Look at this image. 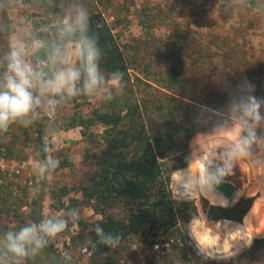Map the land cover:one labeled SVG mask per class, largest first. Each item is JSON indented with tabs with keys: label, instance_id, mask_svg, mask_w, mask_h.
Segmentation results:
<instances>
[{
	"label": "trees",
	"instance_id": "16d2710c",
	"mask_svg": "<svg viewBox=\"0 0 264 264\" xmlns=\"http://www.w3.org/2000/svg\"><path fill=\"white\" fill-rule=\"evenodd\" d=\"M25 1L31 3L32 0ZM37 3L49 17L62 13L61 6L65 0H37ZM87 13L88 35L99 37L98 43L102 49V73L107 77L111 72L121 71L124 76L120 89L111 90L112 100L101 98L98 106L87 113L76 111L65 122L66 129H80L83 141L89 146L85 149L84 160L89 161L92 158L96 164V170L86 181L79 184L76 192L80 194L81 202L100 218L92 223L78 220L81 231L79 235L88 242V249L96 256L115 251L131 238L142 242L147 252L155 245L178 238L181 227L189 221L193 203L177 202L173 199L170 178L174 171L188 162L189 142L193 137L218 132L236 122H245L246 127L240 139L248 138L251 133V142L246 145L249 153H253L257 142L264 138V76H230V73L224 74L225 63H220L218 69L204 58L202 65L197 61V65L203 70L201 76H190L191 63L187 59H181L186 50L181 43L183 38L175 41V44L180 43L178 47L173 45V48L166 46L169 48L158 49L155 41L157 34L150 28L152 17L148 16L146 8L139 15L146 39L140 42L154 43L151 50L154 51L153 57L156 56L158 69L154 71L155 76H132V64L127 51L113 33V28L106 21L103 12L93 4ZM63 25L53 24L49 20L32 21L36 34L31 41H37L39 46L31 59L38 70L43 69L49 73L52 71L53 66L48 64V59L54 47L59 46L63 51L68 43L77 44L78 35L61 37ZM2 33L7 36V29H2ZM217 36L216 45L225 40L222 36ZM188 49L189 53H195L192 48ZM217 50L221 52L222 47ZM200 54L207 55L198 51L197 58ZM5 65L6 62L3 64V71ZM210 73H215V76H210ZM89 97L81 95L55 99L76 102L80 98L87 101ZM249 97H254L261 105L259 121H253L243 112L242 105ZM97 126L102 130L95 133L92 129ZM9 131L10 128L7 133L17 143V133ZM225 131L226 129L223 130ZM7 133L0 131V157H20V151L16 153L13 144L9 146L5 143ZM35 135V148L44 166V179L50 170L44 136L40 129L35 130ZM223 136L232 139L233 146L237 144L236 130H228ZM24 138L28 139L26 133ZM208 140L207 137L200 136L191 145L205 146ZM219 142L220 140H216L214 146L218 147ZM236 157L241 160L248 158L245 152ZM251 160L252 165L247 160L244 161L251 172L256 173L254 168H259L257 164H263L264 169V158L253 157ZM1 179L0 170V214L5 212V206L9 207L7 201L10 198L9 194H2L5 188ZM252 188L254 186L247 190ZM68 194V188L60 187L59 192L52 193V199L64 208L65 202L62 199ZM40 202L41 197L33 204L30 223L41 220ZM252 202V198H240L228 208L210 207L208 215L212 220L242 222ZM262 206L264 207L260 199L257 203L255 201L243 222L254 233V238L262 237L259 232L264 226V216L259 212ZM97 225L103 228L105 236L111 235L114 240L119 237L118 243L115 246L102 243V238L96 234ZM40 254L55 264H71L56 253L50 242ZM25 264L33 263L25 260ZM225 264H264V238L256 239L249 249L230 258Z\"/></svg>",
	"mask_w": 264,
	"mask_h": 264
},
{
	"label": "rangeland",
	"instance_id": "374dc122",
	"mask_svg": "<svg viewBox=\"0 0 264 264\" xmlns=\"http://www.w3.org/2000/svg\"><path fill=\"white\" fill-rule=\"evenodd\" d=\"M93 4L103 12L106 21L113 28V33L127 51L132 64L130 71L132 76H143L142 74L155 76L154 71L158 69L156 56L153 57L154 51L151 50L154 43L140 42L145 39V33L140 25L139 15L145 8L148 16L152 17L150 28L157 34L155 41L158 43V49L169 48L166 46L173 48V45L178 47L180 43L175 44V41L183 38L181 43L186 50L181 59H187V62L191 63L190 76H201L203 70L197 65V61L202 65L203 58L218 69L220 63H225L224 74L230 73V76H264V0H65L61 6L62 13L49 17L45 10L38 7L37 0H32L31 3L25 0H0V73H3L2 67L10 49L18 44L25 48L24 59L38 70L31 59L39 46L37 41H31L36 34L32 21L49 20L53 24H64L66 19L74 18L81 8L89 11ZM2 29H7V36L3 35ZM217 35L225 40L216 45ZM28 40L30 43H27ZM76 45L73 42L68 43L62 51L70 58L72 66H75L77 60ZM220 46L222 51L218 52ZM188 48H192L195 53H189ZM195 49L207 55L202 56L201 53L197 58L198 51ZM210 76H215V73H210ZM48 99L50 98H44V102L29 118L30 123L25 125L18 122L9 127V132L17 133L18 139H15L17 143H14L6 131L5 143L9 146L13 144L16 153L20 151V157L15 159L0 157L1 180L5 188L2 194L10 196L7 201L9 207L5 206V212L0 214V238L7 231H17L30 223L33 204L39 197L41 219L63 217L68 220L67 229L51 239L50 244L62 259L71 264H225L230 258L237 257L249 249L256 239L264 238V226L259 230L262 237L254 238V233L243 224L255 201L257 203L260 199L264 205L260 194L264 185L259 181V178L264 176L263 164H257L259 168L255 166L256 173L251 172L244 164L247 160V163L252 165L253 157L264 158L263 151L258 148L259 142L264 141V138L257 142L253 153H249L246 147L245 153L248 158L241 160L236 156L230 157L229 152L234 142L223 135L228 130H236L235 141L239 143L240 135L246 127L245 122H236L218 132L193 137L189 142L188 162L173 172L170 178L173 199L177 202L193 203L189 221L181 227V235L178 238L155 245L147 252L142 242L137 238H131L115 251L101 256L93 255L88 249V242L80 238L78 220L92 223L100 216L81 202L82 198L76 189L96 170V164L92 158L89 161L84 160L85 149L89 146L83 141L80 129H66L65 122L76 111L87 113L91 108L98 106L101 94L90 96L87 101H84V98L76 102L56 99L58 102L55 105H49ZM36 129L43 132L48 163L50 160L60 161L56 169L49 165L50 170L44 179V166L40 162L34 143ZM101 130L100 126L92 129L95 133ZM24 133L28 135V139L24 138ZM200 136L209 139L205 146L202 144L192 146L191 142ZM216 140H220L218 147L214 146ZM194 149H200L205 157L213 158L215 164L213 162L211 164L216 165L217 169L225 168L227 165L226 174L222 178H225L224 183H231L237 192L232 204H214L209 200L207 194L217 190L215 185L212 189L207 187L204 192L198 189V195L178 192L175 178L188 179V184L192 182L191 173L188 171L194 159ZM232 166H236L238 171L233 173ZM242 172L249 174L251 178L244 177ZM197 180V185L200 186L198 176ZM252 186L254 188L247 190ZM60 187L69 189L68 196L62 199L65 202L64 208L52 199V193L59 192ZM240 198L253 199L242 222L212 220L209 217L210 207L228 208L236 204ZM72 210L78 212V219L71 215ZM259 212L264 216L263 206ZM203 216L208 222H229L243 226L251 234L250 244L245 249L227 256L210 257L201 254L195 247L192 237L209 236L200 226L199 220ZM227 232L224 235L228 237L230 232L229 230ZM26 260L33 264H55L43 258L40 252L30 255ZM22 264H25V260Z\"/></svg>",
	"mask_w": 264,
	"mask_h": 264
},
{
	"label": "clouds",
	"instance_id": "9594fccd",
	"mask_svg": "<svg viewBox=\"0 0 264 264\" xmlns=\"http://www.w3.org/2000/svg\"><path fill=\"white\" fill-rule=\"evenodd\" d=\"M89 16L81 8L74 16L64 21L61 37L77 36L76 65L70 64V58L65 55L59 46L52 49L48 64L53 66L49 73L43 69L37 70L24 59L25 48L22 44L12 47L6 56V65L0 73V131L6 132L8 128L18 122L25 125L36 109L48 99L49 105L58 101L55 97L73 98L78 96H95L101 94L102 99L112 100L113 89H120L124 73L111 72L107 77L102 73L100 61L102 49L99 47V37L89 36ZM107 93L105 97L103 94ZM260 103L254 97H249L242 105L243 112L253 121L261 119L259 115ZM251 142V133L243 138L229 152L230 157L242 154L246 145ZM59 160H50L51 168L56 169ZM225 168L218 169L216 173H208L202 183L211 188L219 183V178L226 174ZM71 215L78 219V212L72 210ZM68 227V220L63 217L43 218L39 222H31L17 231H7L0 238V264H22L30 255H35L49 245L51 239L64 232ZM96 234L102 238L101 242L115 246L111 235L105 236L104 230L96 226ZM205 246L212 243L207 237Z\"/></svg>",
	"mask_w": 264,
	"mask_h": 264
},
{
	"label": "bare ground",
	"instance_id": "6f19581e",
	"mask_svg": "<svg viewBox=\"0 0 264 264\" xmlns=\"http://www.w3.org/2000/svg\"><path fill=\"white\" fill-rule=\"evenodd\" d=\"M258 148H260V150L263 151L264 154L263 140L259 142ZM212 159L213 158L205 157V155L202 153V150L194 149V159L191 162V166L189 167V171H188L191 173L192 182L191 184H188L189 182L188 179H182V177H178L177 179L175 178V183L178 192L185 194L188 193L195 194V195H198V189L204 192L207 186L202 183L203 177L205 176V174L216 173L218 170L216 168V165H214L215 163L212 161ZM211 162H213L214 164L213 163L211 164ZM237 165L238 163H236V166ZM236 166H232L233 169H231V171H233V173L238 171ZM242 175L246 178L249 179L251 178L249 174H245L244 172H242ZM197 176L199 179L200 186L197 185L198 183ZM224 179L225 178L222 177L219 178V180L222 181H224ZM259 181H261L264 185L263 175L259 178ZM219 192L220 191L217 192V190H213L212 193L207 194V197L212 203L230 205L235 201V198L237 196V192L228 193L227 195H224L223 193H219ZM260 194L262 197V201L264 203V186L261 188ZM199 221H200V226L204 230L205 234L209 235L207 237H210L208 238V240L211 241L212 244L210 246H205L207 244V241H205L203 237L195 238L193 236L192 238L195 247L199 250L201 254H204L205 256L207 255L211 257L214 255L215 257L217 255H224V256L231 255L234 254L235 252L245 249L250 244L249 243L251 237L250 232L239 224L235 223L234 225L229 222H208L204 216ZM228 230L230 234L227 237L226 235H224V233L227 232Z\"/></svg>",
	"mask_w": 264,
	"mask_h": 264
},
{
	"label": "water",
	"instance_id": "95a60500",
	"mask_svg": "<svg viewBox=\"0 0 264 264\" xmlns=\"http://www.w3.org/2000/svg\"><path fill=\"white\" fill-rule=\"evenodd\" d=\"M215 188L223 193L224 195H227L228 193L235 192V188L231 183H224L222 180H219L218 184H214Z\"/></svg>",
	"mask_w": 264,
	"mask_h": 264
}]
</instances>
